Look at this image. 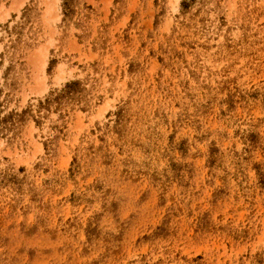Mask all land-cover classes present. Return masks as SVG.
<instances>
[{"label": "rangeland", "instance_id": "374dc122", "mask_svg": "<svg viewBox=\"0 0 264 264\" xmlns=\"http://www.w3.org/2000/svg\"><path fill=\"white\" fill-rule=\"evenodd\" d=\"M0 264H264V0H0Z\"/></svg>", "mask_w": 264, "mask_h": 264}]
</instances>
